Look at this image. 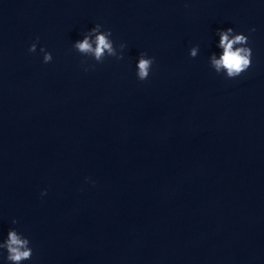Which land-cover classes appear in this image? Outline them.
Masks as SVG:
<instances>
[{"label": "clouds", "instance_id": "obj_1", "mask_svg": "<svg viewBox=\"0 0 264 264\" xmlns=\"http://www.w3.org/2000/svg\"><path fill=\"white\" fill-rule=\"evenodd\" d=\"M102 25L96 24L93 28L83 35V39L73 43L74 49L82 56L91 57L96 63H103L107 57H115L123 59L122 54H118L116 48L121 51L124 49V44L115 45V41L111 39L112 31L110 29L102 30ZM254 32L255 29H250ZM219 36L218 48L222 49L219 58L215 54L211 56V67L216 73L221 70L226 72L229 79H234L241 76L252 63V49L249 47V37L243 33H235L233 28L226 30H217ZM39 37H37V42ZM37 44L33 43L28 51L34 53ZM199 46L190 48L189 55L192 58L197 56ZM43 53V62L50 63L53 59L52 54L46 51L43 47L40 48ZM155 58L149 57L146 53H140L136 64V76L139 81H145L150 75V71L154 64ZM46 190L41 193L45 195ZM13 224L18 223L17 220L12 221ZM30 241L22 233L16 229H10L7 233V238L3 243H0V249H6L7 260L10 264H21L26 260H31L33 250L29 246Z\"/></svg>", "mask_w": 264, "mask_h": 264}]
</instances>
